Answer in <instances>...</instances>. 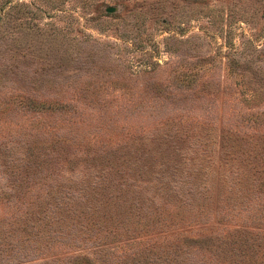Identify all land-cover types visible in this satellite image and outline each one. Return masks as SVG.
Masks as SVG:
<instances>
[{
  "label": "rangeland",
  "instance_id": "1",
  "mask_svg": "<svg viewBox=\"0 0 264 264\" xmlns=\"http://www.w3.org/2000/svg\"><path fill=\"white\" fill-rule=\"evenodd\" d=\"M32 130L80 149L122 140L126 158L152 131L146 173L173 169L178 154L160 144L175 141L193 180L209 184L232 171L219 136L235 133L256 161L233 172L264 174V0H0V136Z\"/></svg>",
  "mask_w": 264,
  "mask_h": 264
},
{
  "label": "trees",
  "instance_id": "2",
  "mask_svg": "<svg viewBox=\"0 0 264 264\" xmlns=\"http://www.w3.org/2000/svg\"><path fill=\"white\" fill-rule=\"evenodd\" d=\"M32 132L0 136V264H264V174L233 172L256 161L249 137L219 136L232 171L209 184L193 180L191 152L175 141L160 144L178 154L173 169L146 173L152 131L133 137L132 158L122 140L80 149L69 136ZM237 205L244 220L230 213ZM211 211L223 226L207 227Z\"/></svg>",
  "mask_w": 264,
  "mask_h": 264
},
{
  "label": "water",
  "instance_id": "3",
  "mask_svg": "<svg viewBox=\"0 0 264 264\" xmlns=\"http://www.w3.org/2000/svg\"><path fill=\"white\" fill-rule=\"evenodd\" d=\"M114 9H115L114 7H108L107 11H114Z\"/></svg>",
  "mask_w": 264,
  "mask_h": 264
}]
</instances>
